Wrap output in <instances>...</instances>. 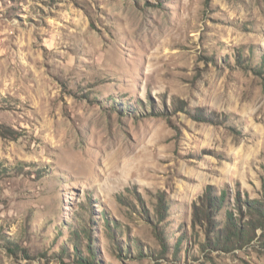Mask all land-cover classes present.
Segmentation results:
<instances>
[{"label": "rangeland", "instance_id": "obj_1", "mask_svg": "<svg viewBox=\"0 0 264 264\" xmlns=\"http://www.w3.org/2000/svg\"><path fill=\"white\" fill-rule=\"evenodd\" d=\"M252 204L264 0H0V264H264Z\"/></svg>", "mask_w": 264, "mask_h": 264}, {"label": "trees", "instance_id": "obj_2", "mask_svg": "<svg viewBox=\"0 0 264 264\" xmlns=\"http://www.w3.org/2000/svg\"><path fill=\"white\" fill-rule=\"evenodd\" d=\"M213 203H214L215 206L213 205ZM217 204H218V202L216 200H215V202H213L210 199L209 200V204H208V208L204 204L201 208H197V211L195 212V217L194 218H195L196 223H199L198 225H202V224H207L208 225L207 226L208 235H212L214 233L217 234L216 230L213 227L211 228V225L214 223L213 220L211 219L212 218L211 213H213V209L217 206ZM162 205L163 204H161V206L159 205V214H160L161 217H163L164 213L167 211V206L165 204L163 206ZM251 206L254 209L251 208L249 210V212L252 215H255V212H256L258 214V216H259L258 217L259 222L263 225L264 224V215L262 214V212H258L259 210H257V207L255 205L252 204ZM231 226H232V230L230 228ZM225 232L227 233V236H226V238L224 237V239L226 240L227 243H222L223 239H220L219 237H214V239H216L217 245H219L221 248H233L236 244L241 242V236L237 232L234 224L226 223ZM75 236H76V238H78L77 235H75ZM137 249H138V253H139L140 252V248L138 247ZM76 257H77V261H81V263L93 264V260L92 259L84 260V259H82L83 258L82 256H80V258H79V253L78 252L76 253Z\"/></svg>", "mask_w": 264, "mask_h": 264}]
</instances>
